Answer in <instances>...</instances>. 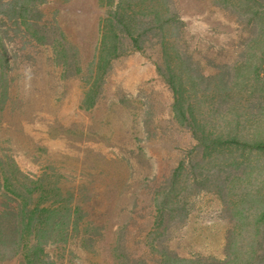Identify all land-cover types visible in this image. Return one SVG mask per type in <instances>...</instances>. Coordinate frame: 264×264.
<instances>
[{
	"label": "rangeland",
	"instance_id": "1",
	"mask_svg": "<svg viewBox=\"0 0 264 264\" xmlns=\"http://www.w3.org/2000/svg\"><path fill=\"white\" fill-rule=\"evenodd\" d=\"M170 1L182 20L179 50L207 71L234 60L251 35L243 14L231 3L226 9L212 0ZM39 9L41 43L32 40L19 49V42H8L0 152H15L32 170L53 168L64 184L85 189L91 201L85 205L103 230L92 234L94 242L88 249L78 237L49 245L57 264H127L125 256L149 253L148 232L156 215L150 192L170 181L182 157L187 167L183 155L194 144L191 134L174 120L171 91L156 70L161 64L158 35L142 37L143 51H130L112 61L104 78L91 84L92 93L101 86L102 92L86 109L81 100L89 86L80 76L89 74L105 8L98 0H46ZM59 29L65 41L58 39ZM17 35L20 32H9L10 38ZM66 53L74 56L81 73H75V66L59 64ZM187 171L188 167L177 186L186 184ZM184 207L183 214L169 221L165 240L158 246L185 257L223 258L230 220L219 197L195 192Z\"/></svg>",
	"mask_w": 264,
	"mask_h": 264
},
{
	"label": "trees",
	"instance_id": "2",
	"mask_svg": "<svg viewBox=\"0 0 264 264\" xmlns=\"http://www.w3.org/2000/svg\"><path fill=\"white\" fill-rule=\"evenodd\" d=\"M45 1L0 0V112L8 89V42H19V49L32 40L41 43L44 35L37 26L43 20L39 5ZM212 2L226 9L231 3L243 14L251 35L234 60L207 71L179 50L176 41L182 20L170 0H98L105 12L87 68L90 75L80 76L89 86L81 104L86 109L95 105L102 86L94 95L91 84L104 78L113 60L143 51L142 37L158 35L161 64L156 70L171 91L174 120L194 140L183 155L188 181L185 178L186 184L177 186L187 169L182 157L170 181L150 192L156 215L148 232L149 253L125 256L127 264H264V0ZM11 31L20 35L10 38ZM58 39L65 41L60 29ZM64 58L66 63L60 65L82 72L72 54ZM64 183L53 168L32 170L15 152H0V262L57 264L49 245L78 237L88 249L94 242L92 234H101V224L85 205L91 202L85 189ZM201 191L216 194L228 212L223 258L185 257L158 246L165 240L169 221L185 212L188 196Z\"/></svg>",
	"mask_w": 264,
	"mask_h": 264
},
{
	"label": "crops",
	"instance_id": "3",
	"mask_svg": "<svg viewBox=\"0 0 264 264\" xmlns=\"http://www.w3.org/2000/svg\"><path fill=\"white\" fill-rule=\"evenodd\" d=\"M149 69L151 68V66H149V65H146ZM151 70H152V68H151ZM148 76V75H147Z\"/></svg>",
	"mask_w": 264,
	"mask_h": 264
}]
</instances>
